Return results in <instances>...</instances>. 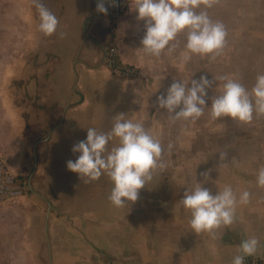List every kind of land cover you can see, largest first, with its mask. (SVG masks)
Segmentation results:
<instances>
[{
  "label": "crops",
  "instance_id": "obj_1",
  "mask_svg": "<svg viewBox=\"0 0 264 264\" xmlns=\"http://www.w3.org/2000/svg\"><path fill=\"white\" fill-rule=\"evenodd\" d=\"M46 1L58 20L56 31L47 35L53 41L51 52L57 56L48 80L52 93L47 99L51 110L46 143L53 159L49 165L55 167H50L49 177L44 179L48 191L35 189L37 182L29 175L21 180L26 183L23 196L32 191L38 199L34 208L40 224L36 229L48 239L52 264H231L239 242L248 236L258 240L257 251L250 256L264 258V186L256 183L257 169L264 166V114L256 115L263 119L255 120L253 115L246 123L231 118L247 132L236 143L231 139L233 127L219 120L214 125L210 116V98L219 93L223 83L216 78L232 77V72L218 69L219 63L227 65L229 57L232 59V45L213 54H189L184 60L185 29L170 41L171 51L166 47L159 55L146 54L139 48L143 20H137L135 10H130L134 1L113 21L97 14V0ZM25 3L21 1L20 12L24 13ZM216 3L217 0H209L208 4L199 0L196 10H205L216 21ZM28 4L37 8L34 0H28ZM240 11L236 19L240 25L235 28L232 11L226 17L225 31L230 32V37L233 30L244 26L241 23L245 13ZM110 44L116 45L121 62L139 70L138 77L121 79L110 74L103 62V49ZM201 74L212 79V84L199 117L174 118L166 109L157 107V94H163L173 79L188 81ZM43 100L46 101L38 94V101ZM117 112L141 122L160 141L161 153L162 144H204L209 155H161L163 167L158 165L157 171L152 170L151 180L139 189L135 202L129 207L105 204L102 198L109 194L111 180L104 174L95 180L78 177L66 168L65 161L78 155L70 147L85 137L87 127L107 131ZM248 130L253 131L251 136ZM115 143L113 138L108 144ZM27 151L32 152V160L36 159L33 146L0 145V156L17 176L19 163L27 161ZM35 165L36 162V173ZM205 171L207 175L203 176ZM195 179L213 192L229 184L237 196L243 190L249 193L246 203L236 204L233 221L214 229L215 238L208 232H193L190 213L180 204L183 189L191 188ZM59 197L65 198L63 223L56 219L53 207ZM19 198L0 204V218L9 214L11 204L19 202ZM42 200L47 203L45 209ZM63 226V233H58ZM41 236L38 244H42Z\"/></svg>",
  "mask_w": 264,
  "mask_h": 264
},
{
  "label": "clouds",
  "instance_id": "obj_2",
  "mask_svg": "<svg viewBox=\"0 0 264 264\" xmlns=\"http://www.w3.org/2000/svg\"><path fill=\"white\" fill-rule=\"evenodd\" d=\"M209 0H204L208 4ZM38 8V29L48 35L56 31L58 20L53 12L40 0H34ZM199 0H134L130 10H135V18L143 20L144 32L139 48L146 54L159 55L166 47L172 50L178 32L187 30L185 35L183 59L189 54H213L225 44L226 31L220 21H213L203 9L197 11ZM96 9L104 13V0H97ZM223 81L219 93L210 98V116L234 118L250 122L253 113L264 114V73L256 75L251 90H247L238 80L219 76ZM212 84L203 74L188 81L176 80L167 86L163 94H157L156 105L172 113L174 118L199 117L204 111L207 90ZM116 138L117 143L108 147L109 141ZM70 151L78 153L75 159L65 161L66 168L78 177L95 180L102 174L112 182L108 200L116 207L128 205L138 198L139 189L152 178V170L158 165L162 152L161 144L145 130L143 124L125 118L124 112H117L107 131L94 127L86 128L83 139L76 141ZM223 155V153H221ZM207 175V171L202 173ZM191 188H184L179 197L180 204L189 211V225L193 232H208L217 236L214 229L233 221L236 204L246 203L247 190L237 196L232 186L225 184L213 192L204 182L195 179ZM257 185L264 186V166L256 173ZM255 236L242 239L232 256L231 264H243L244 258L257 251Z\"/></svg>",
  "mask_w": 264,
  "mask_h": 264
},
{
  "label": "rangeland",
  "instance_id": "obj_3",
  "mask_svg": "<svg viewBox=\"0 0 264 264\" xmlns=\"http://www.w3.org/2000/svg\"><path fill=\"white\" fill-rule=\"evenodd\" d=\"M21 1L0 0V145H8L10 148L13 144H22L26 148L33 146L36 159L32 160V152L29 154L27 151V161H24L23 165L19 163L17 172L21 179L27 178L28 175L32 177L38 185L35 189L48 191L49 186L44 179L49 177V169L52 166L49 162L53 161L48 153L50 146L46 144L50 135L48 114L51 110L47 99L52 93L48 80L50 72L54 70L57 56L51 52L53 41L37 27L38 8L28 4L26 0L24 13L20 12L18 8L22 7ZM43 2L44 0L42 4L48 8L47 1L45 0V4ZM240 9L245 13L244 22L241 23L243 28L233 30L232 37L230 32L225 36L224 46L232 45V59L229 57L231 63L229 64V60L227 65L219 63L218 69L222 73L232 72V78L238 80L246 89H250L256 75L264 73V0H217L215 16L216 21L222 22L226 28V17L232 11L235 28L236 24L240 25V22L236 21L241 16ZM38 94L46 101L40 103ZM54 106L52 108H55ZM43 114L46 116L43 117ZM253 115L255 120L263 119L257 118L255 112ZM42 120L45 122H41ZM217 120L225 121L233 127V143L242 136L246 137L247 132L241 130L230 117H217L213 120L214 125H217ZM252 133V130H248L249 136ZM112 145L108 144V147ZM162 147V156L166 153L168 156L188 157L209 155V149L204 144H162ZM35 162L36 173L35 170L33 172ZM153 171L157 169L154 168ZM31 192L18 197L19 202L11 204L13 207L9 214L0 218V264L53 263L49 255L48 239H44L41 230L36 229L40 224V218L34 208L38 199ZM22 197L24 199L20 201ZM107 197L108 195L102 198L104 203L112 204ZM41 204L44 209L47 207L46 201L42 200ZM53 207L57 211L56 219L63 223L65 198L56 199ZM109 215L105 214V217ZM96 216L94 215V220ZM45 230L47 233V228ZM63 231L64 226L58 229V233ZM39 236L42 244H38Z\"/></svg>",
  "mask_w": 264,
  "mask_h": 264
},
{
  "label": "built area",
  "instance_id": "obj_4",
  "mask_svg": "<svg viewBox=\"0 0 264 264\" xmlns=\"http://www.w3.org/2000/svg\"><path fill=\"white\" fill-rule=\"evenodd\" d=\"M134 0H104L106 12L97 14L109 20H116L122 16L127 5ZM103 62L110 74L121 79L135 78L139 75V70L127 63L121 62L118 58L116 45L110 44L103 49ZM25 182L18 178L0 157V204L9 199H15L23 195ZM243 264H264V258L246 256Z\"/></svg>",
  "mask_w": 264,
  "mask_h": 264
},
{
  "label": "trees",
  "instance_id": "obj_5",
  "mask_svg": "<svg viewBox=\"0 0 264 264\" xmlns=\"http://www.w3.org/2000/svg\"><path fill=\"white\" fill-rule=\"evenodd\" d=\"M19 179H21L19 176H18Z\"/></svg>",
  "mask_w": 264,
  "mask_h": 264
}]
</instances>
